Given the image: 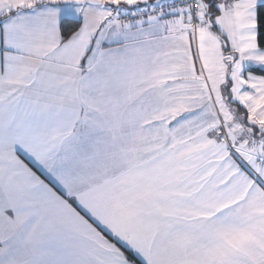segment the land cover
Listing matches in <instances>:
<instances>
[{"label": "snow or ice", "instance_id": "6c2138e0", "mask_svg": "<svg viewBox=\"0 0 264 264\" xmlns=\"http://www.w3.org/2000/svg\"><path fill=\"white\" fill-rule=\"evenodd\" d=\"M0 264H264V0H0Z\"/></svg>", "mask_w": 264, "mask_h": 264}]
</instances>
